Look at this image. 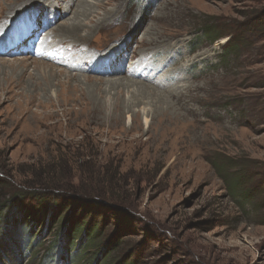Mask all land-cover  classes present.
I'll return each instance as SVG.
<instances>
[{
    "label": "rangeland",
    "instance_id": "374dc122",
    "mask_svg": "<svg viewBox=\"0 0 264 264\" xmlns=\"http://www.w3.org/2000/svg\"><path fill=\"white\" fill-rule=\"evenodd\" d=\"M37 1L0 0V36L22 31L19 17L41 15L43 31L50 33L43 44L53 46L69 27L59 24L80 8L98 25L87 21L83 39L68 37L57 46L61 56L55 59L65 64L51 61L54 53L42 59L0 54V200L6 206L0 264H119L129 251L139 264H264L263 42L246 37L229 56L223 51L227 37L210 44L196 32L207 21L230 26L261 4ZM72 2L70 13L48 8ZM42 63L50 66L42 72L53 69L58 76L45 92ZM145 64L151 67L148 81L142 78ZM68 74L79 80L68 82ZM117 78L122 87L108 88L121 83L109 82ZM126 79L137 84L127 86ZM138 83L156 96L195 85L198 91L189 94L199 102L176 105L174 124L152 120L147 131L142 113L152 106L148 95L122 118L114 111L120 92L130 106L137 101L132 92ZM99 89L106 107L93 116L92 106L81 102L100 96ZM136 114L141 129L130 131ZM34 192L55 200L44 222L28 225L16 219L12 195L30 209ZM58 203L67 207L53 224ZM81 220L84 226L95 220L105 233L87 240L86 253L78 256L85 237L81 229L73 239V230ZM113 239L121 246L108 251Z\"/></svg>",
    "mask_w": 264,
    "mask_h": 264
},
{
    "label": "bare ground",
    "instance_id": "6f19581e",
    "mask_svg": "<svg viewBox=\"0 0 264 264\" xmlns=\"http://www.w3.org/2000/svg\"><path fill=\"white\" fill-rule=\"evenodd\" d=\"M81 1L82 2H81L80 6H82L83 3H86L85 0H81ZM37 2H40V0H38ZM53 6H57L58 9L66 11L67 13H70L72 8H73V2L70 3V4H67V3H61V4L50 3L48 8H52ZM72 13L73 14L71 15V17L67 21L65 20L64 23L59 24V25H62V26L68 24L69 27H68V30L64 33L65 37L64 36L63 37H59L58 40L57 39H53L54 46L57 47L59 44L63 43L65 40H67L68 37H71L73 39H83V38H81L82 36L80 35V32L83 31L84 26L87 25L86 24L87 21H88L89 25L92 24L91 28L92 27H96L98 25V22L96 20L95 21H92V20L89 21V16L91 15L92 12L86 14L85 11L83 10V8H80V10H74V12H72ZM60 17H62V16H58L57 18H60ZM47 22L50 23V21H47ZM61 22H63V21H61ZM69 22H70V24H69ZM60 27L61 26L57 27V31H58V29ZM49 35H50L49 32L45 33L44 37L48 38ZM51 61L56 62V63L58 62V63H60V65H61V63L65 64L63 61L57 60L55 58L52 59ZM33 64L34 65L37 64L36 61L33 62ZM39 65L42 66V68L40 69L41 71L39 73H40V78L44 79L43 91L44 92L46 90L50 91V89L54 85V83L57 82V77L58 76L55 73L56 71L53 70V69H50V71L42 72L44 67H49L50 68V66H48L46 64H43V63L39 64ZM149 66H148V64H145L143 66L142 78L144 80H146V81H148L149 77H150L149 76V72L151 71V67L149 68ZM118 72L121 73L122 71L118 70V71H116V74H119ZM73 79H74V81L75 80H79V76H77L76 74H74V75L68 74L67 77H66V80L68 82L73 80ZM85 79H86V77H85ZM126 80H128V85L127 86H132L133 84H137L136 82L131 81L129 79H126ZM122 81L123 80H121L120 78L114 79L113 81H109V82H121V83H119V84H109V85H107V87L108 88H113L114 86L122 87ZM97 82L102 83L103 81L99 80ZM131 82H133V83H131ZM138 85H140V87H138V89H136L135 92H134V90L132 92V93H135L136 96H138V97L134 98L137 101L130 106L128 104V102L121 101L120 97L122 95V92H120L121 94L115 100V104H114V109L115 110L114 111H116V113L118 114L119 118H122V116H124V114H125V110H128L129 107L132 108V107L136 106L138 103L141 104V102H142L141 100H143L145 98V95H148L149 96L148 99L150 100L149 102H150V104H152V106H150L151 108H149L148 110L143 108V110L145 112L143 111V113H142L143 115L146 114L145 116H143V124H144V126L147 125V128L145 129L147 131L150 130V122H152V120H159V122H161V123L171 124L172 122L175 121L174 118H173V116H175L174 115L175 114L174 111H176L178 109V107H188V105H187L188 102H193V103L199 102V100L197 98L193 97L192 94H189L190 92L198 91L199 87L195 86V85L187 84V85L184 86L185 87L184 90H180V89H177V88L176 89H171V90H163V91H166V93L160 92L158 96H156V94L154 93V90H152V88L147 86L148 84L145 85V84H142V83H138ZM124 88L126 89L127 87H123V89ZM75 91H76V89H75ZM47 93L48 92H46V96L48 98L47 101H49V99L51 100V98L47 95ZM98 95H100V96H90V98H88L87 100L84 99V102L83 101L81 102V104H83V105L86 104V105H91L92 106L93 109H92L91 112H92L93 116H95L96 114H99L100 111H101V108H103V107L105 108L106 107L105 103L101 100L102 99V93H101L100 89H99ZM77 97H79V96H77ZM131 97H133V94L131 95ZM55 98L57 100V96ZM150 104L148 103L147 105H150ZM176 105H178V107ZM149 116L151 118V121H149ZM116 121L120 122L119 120H116ZM172 124H174V123H172ZM140 129H141V125L139 123V115L136 114L132 118V126L130 128V131H138ZM134 144L136 146H139V139L135 140Z\"/></svg>",
    "mask_w": 264,
    "mask_h": 264
},
{
    "label": "trees",
    "instance_id": "16d2710c",
    "mask_svg": "<svg viewBox=\"0 0 264 264\" xmlns=\"http://www.w3.org/2000/svg\"><path fill=\"white\" fill-rule=\"evenodd\" d=\"M256 3L261 4V7L252 9L244 13L243 15H241L240 21L232 23V25L230 26L221 27L217 26L214 21H207L205 24H202L196 32L200 34V38L207 40V42L210 44L216 42L220 38L227 37L226 44L223 46V51L229 56L234 55L241 49V47H244L247 40H249L250 43L263 42L260 46L259 52L262 51L261 55L264 57V0H256ZM246 37H248L247 40H245ZM31 196V200L35 202V206L29 209L27 207L22 208L19 205V200L21 198L18 193H16V195H12V198H14L12 200L13 205H16L14 213L17 217L16 219H22L28 225L37 223V220H40V223L44 222V218H46L47 210L49 207L48 204L55 200V198H53L51 199V201L47 202L46 198L42 194L35 192L32 193ZM66 207L67 204L65 203H58L57 206L53 207L54 209L51 210V214L57 212L60 213L56 220H52L53 224H56L58 220L64 218V215L62 213ZM5 213L6 206L2 205L0 200V222L2 221V219L5 220L3 216ZM29 218L31 219L29 220ZM84 221L86 220L79 221L78 225H76L73 230V239L76 236V232L81 229L82 231L80 235H84L85 237L84 241L81 243L80 248L77 251L78 256H82L86 253V248L88 246L86 244L87 240L99 241L102 239L105 233V226L100 227L98 222H96L95 220L91 221L86 226L83 225ZM120 246V242L113 239L112 241H108L106 249L108 251L110 250L109 248L115 250ZM136 254L137 253H134L133 251H129L128 255H124L120 258L119 264H139L137 259L138 256L136 259H131V257L136 256Z\"/></svg>",
    "mask_w": 264,
    "mask_h": 264
}]
</instances>
